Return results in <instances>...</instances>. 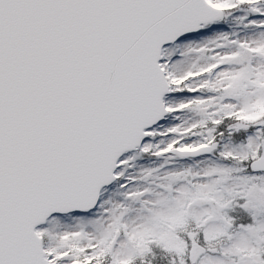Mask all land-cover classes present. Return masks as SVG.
<instances>
[{"label":"snow or ice","instance_id":"snow-or-ice-1","mask_svg":"<svg viewBox=\"0 0 264 264\" xmlns=\"http://www.w3.org/2000/svg\"><path fill=\"white\" fill-rule=\"evenodd\" d=\"M0 264H264V0H0Z\"/></svg>","mask_w":264,"mask_h":264}]
</instances>
